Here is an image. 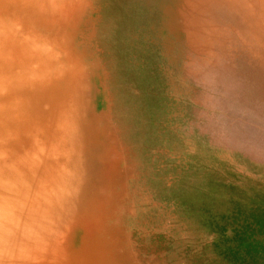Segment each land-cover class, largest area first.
Here are the masks:
<instances>
[{"label": "rangeland", "instance_id": "rangeland-1", "mask_svg": "<svg viewBox=\"0 0 264 264\" xmlns=\"http://www.w3.org/2000/svg\"><path fill=\"white\" fill-rule=\"evenodd\" d=\"M0 264H264V0H0Z\"/></svg>", "mask_w": 264, "mask_h": 264}]
</instances>
